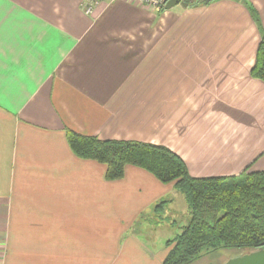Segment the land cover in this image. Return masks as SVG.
<instances>
[{
	"label": "crops",
	"instance_id": "1",
	"mask_svg": "<svg viewBox=\"0 0 264 264\" xmlns=\"http://www.w3.org/2000/svg\"><path fill=\"white\" fill-rule=\"evenodd\" d=\"M83 2L0 0V264H162L156 217L183 194L133 165L107 180L67 129L166 146L194 177L264 170V0Z\"/></svg>",
	"mask_w": 264,
	"mask_h": 264
},
{
	"label": "trees",
	"instance_id": "2",
	"mask_svg": "<svg viewBox=\"0 0 264 264\" xmlns=\"http://www.w3.org/2000/svg\"><path fill=\"white\" fill-rule=\"evenodd\" d=\"M190 5L204 4L190 0ZM255 22L260 21L250 7ZM251 75L264 81V31H261ZM72 152L105 165L104 176L116 180L127 165L142 168L162 183H171L187 204V220L166 240L162 264H192L219 251L236 255L264 248V170L237 175L194 177L184 160L166 146L126 139H100L66 130ZM166 200L156 203L163 208Z\"/></svg>",
	"mask_w": 264,
	"mask_h": 264
},
{
	"label": "rangeland",
	"instance_id": "3",
	"mask_svg": "<svg viewBox=\"0 0 264 264\" xmlns=\"http://www.w3.org/2000/svg\"><path fill=\"white\" fill-rule=\"evenodd\" d=\"M161 201V200H160ZM185 201L183 198H175L173 201V204L171 206V210L169 215L173 216L175 219V224L170 226V223L168 220L164 217H159L157 216V224L158 227H156L157 230L154 231V237L157 239H161L163 244L166 242L167 239H170L175 236L180 231L181 226H183L186 223L187 220V215L184 214L185 211ZM164 216L162 213H160V216ZM152 221H155L153 219H150ZM148 227H150L148 225ZM152 230L154 228H151ZM149 235V232H147ZM146 237H149L146 235ZM236 253L235 251H219L218 253L214 255H209V256H203L199 261H196L192 264H221L225 260H227L230 257H233Z\"/></svg>",
	"mask_w": 264,
	"mask_h": 264
},
{
	"label": "water",
	"instance_id": "4",
	"mask_svg": "<svg viewBox=\"0 0 264 264\" xmlns=\"http://www.w3.org/2000/svg\"><path fill=\"white\" fill-rule=\"evenodd\" d=\"M190 0H166L164 7L170 8L176 4L187 6ZM210 0H203L204 3ZM221 264H264V248L247 251L225 260Z\"/></svg>",
	"mask_w": 264,
	"mask_h": 264
},
{
	"label": "built area",
	"instance_id": "5",
	"mask_svg": "<svg viewBox=\"0 0 264 264\" xmlns=\"http://www.w3.org/2000/svg\"><path fill=\"white\" fill-rule=\"evenodd\" d=\"M99 0H84L82 3V8L85 13H90L94 7L98 3ZM134 2H138L144 5H150L153 7H163L166 0H130Z\"/></svg>",
	"mask_w": 264,
	"mask_h": 264
}]
</instances>
